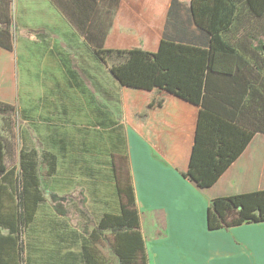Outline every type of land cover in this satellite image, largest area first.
<instances>
[{"label": "crops", "instance_id": "0c3cea01", "mask_svg": "<svg viewBox=\"0 0 264 264\" xmlns=\"http://www.w3.org/2000/svg\"><path fill=\"white\" fill-rule=\"evenodd\" d=\"M5 1L0 0V20ZM8 9L11 48L0 45V101L13 105V116L28 126L29 138L21 127L15 134L20 148H36L38 141L45 150H64L66 178L87 175L99 216L119 211L110 152L127 150L148 264H264V221L215 229L207 221L213 198L264 190V132L253 135L211 186L198 188L181 172L189 158L188 116L175 112L177 138L158 135L161 116L155 117L147 140L141 130L153 110L146 103L165 96L156 89L137 92L142 113L136 115L119 81L92 51L103 37L105 47L116 49L150 48L162 37L206 47L209 36L196 25L190 0H8ZM114 99L121 101V114L114 112ZM166 100L169 107L171 102L180 105L170 96ZM176 139L186 148L173 156L169 149ZM102 150L107 151L106 169ZM104 172L115 195L112 208L100 180ZM86 187L81 186L85 194ZM54 235L32 247L34 257L42 254L45 264H80V225L64 223ZM79 236L78 251L71 250ZM24 253L26 260V248Z\"/></svg>", "mask_w": 264, "mask_h": 264}, {"label": "trees", "instance_id": "16d2710c", "mask_svg": "<svg viewBox=\"0 0 264 264\" xmlns=\"http://www.w3.org/2000/svg\"><path fill=\"white\" fill-rule=\"evenodd\" d=\"M190 10L209 36L206 47L162 37L150 48L116 49L105 47L103 37V44L92 51L119 81L136 115L142 113L137 92L156 89L165 96L146 103L153 110L141 130L147 140L155 117L161 116L158 135L177 138L175 112L188 116L189 158L181 172L204 188L219 178L256 132H264V0H190ZM0 23V45L10 49L8 0ZM166 96L180 105L171 102L169 107ZM14 113L13 105L0 101V115ZM180 147L176 139L169 150L174 156ZM6 153L0 134V264H24V233L46 201L42 183L56 174L58 157L51 151L39 154L35 147L20 148L16 164H8ZM110 164L119 211H105L95 222L79 220L80 264H148L127 150L110 152ZM52 207L68 217L66 202L57 200ZM207 221L210 229L264 221V190L213 198Z\"/></svg>", "mask_w": 264, "mask_h": 264}, {"label": "rangeland", "instance_id": "374dc122", "mask_svg": "<svg viewBox=\"0 0 264 264\" xmlns=\"http://www.w3.org/2000/svg\"><path fill=\"white\" fill-rule=\"evenodd\" d=\"M104 87V86H103ZM111 104L114 107V112H118L121 114L122 112V104L120 100L111 101ZM111 113V112H109ZM121 118V117H120ZM19 117L17 116H2L0 115V134L3 136L4 140L6 141L7 145V163H14L18 160L19 154V143L16 142L17 138L15 139V134L17 130L21 127L26 133V137L29 138L28 134V126L26 124L21 125ZM26 125V126H25ZM72 137V139H71ZM88 133L84 136V140H90ZM69 140H74L73 136H70ZM35 142V141H34ZM36 149L38 150L39 154L43 151H55L58 153L57 157L59 160V164L57 165L56 174L53 176L52 180L49 182L42 183V190L46 196V201L40 207L35 221L29 226L25 233H24V247L27 249V258L24 264H45L42 261L41 255L39 257H34L32 252V247L35 246L41 247V244H46L48 240H53L55 237H58L55 234V228L63 227V224H71L74 228L79 226V220H89L91 222L97 221L101 208H97L93 204L92 194L89 191V188L86 186L90 185V182L87 181V175L82 174L76 176L73 180H68L66 178L65 172L67 166L64 163V156L65 153H62L64 150L62 149H52V150H45L41 147V145L36 143ZM90 150L89 152H91ZM102 168L106 169L107 166V151L102 150ZM89 156V155H88ZM84 173V172H83ZM107 174L104 172L101 175V183L105 184L106 191H105V199L106 203L110 208L113 207V203L115 204L114 196L110 195L109 192V184H111V178L106 176ZM86 187V196L85 191L81 188ZM102 186V185H101ZM89 200L87 202V198ZM118 199V198H117ZM60 200L66 202V208H68L69 213L67 214L68 217L58 216L54 213L52 209V203ZM94 201H96L94 199ZM107 204L105 206H107ZM148 214H151L147 212ZM54 225V228L52 226ZM79 232L77 229H75ZM52 233V234H51ZM55 236V237H54ZM72 236V235H71ZM72 240V239H71ZM78 246L73 241H71V250L78 251L79 243L81 241L80 236L77 237ZM50 242V241H49ZM74 243V244H73ZM44 253L46 248L43 249ZM30 254V255H29Z\"/></svg>", "mask_w": 264, "mask_h": 264}]
</instances>
